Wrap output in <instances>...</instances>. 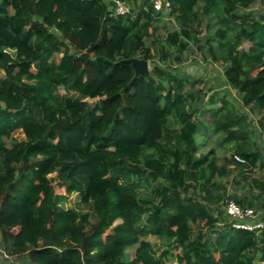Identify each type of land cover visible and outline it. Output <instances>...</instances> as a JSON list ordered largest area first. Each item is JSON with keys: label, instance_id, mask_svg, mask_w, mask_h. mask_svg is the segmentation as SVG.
<instances>
[{"label": "trees", "instance_id": "obj_1", "mask_svg": "<svg viewBox=\"0 0 264 264\" xmlns=\"http://www.w3.org/2000/svg\"><path fill=\"white\" fill-rule=\"evenodd\" d=\"M121 1L123 16L105 0H0V264H264V229H233L220 211L264 210L251 122L155 62L172 50L180 65L195 47L223 65L264 135V8L249 12L260 0H168L167 13ZM127 59L152 69L134 78ZM208 134L233 150L221 164L201 153ZM232 172L250 195L227 194ZM74 193L82 209L65 207ZM148 237L174 247L154 258Z\"/></svg>", "mask_w": 264, "mask_h": 264}, {"label": "rangeland", "instance_id": "obj_2", "mask_svg": "<svg viewBox=\"0 0 264 264\" xmlns=\"http://www.w3.org/2000/svg\"><path fill=\"white\" fill-rule=\"evenodd\" d=\"M263 8H264V0H260L249 10V12L252 13L254 16H256L261 10H263ZM166 22L164 21L163 23L162 22L158 23L160 26L159 33L161 35L164 34L167 28ZM205 33H206V30L204 29L203 34ZM169 53L171 54V57H170V60H171L173 57L172 50H169ZM170 60L164 65H162V63L157 58L155 59V62L160 67L161 66L168 67L171 70V72H173L174 74L182 78H190L194 81H199V84L196 85V89L203 88L204 90H207L208 88H212L216 93H218L219 96H225L226 99L232 103L237 113L244 114L248 117V120L252 124L250 128L254 129L252 141L254 142L256 147L264 151L263 128L257 122V119L254 118L252 115H250L247 109L241 106L237 92L229 88L227 84L225 83L223 79V69H224L223 65L211 63L209 60L205 59V57L200 52L196 51L195 47L190 48L189 51L183 54V57H182L183 62L180 65H176L172 61L170 62ZM148 69H149V72L152 69V66L150 65V63H149ZM2 76H3V73L0 71V77ZM59 93L62 94V90H59ZM86 103L91 106L92 104L95 103V100L87 99ZM202 119L206 122L209 121L208 116H205ZM195 139L201 147L202 154L206 153L210 149H214L216 156L218 158L219 164H221L223 158L225 157L227 158L233 153V150L227 144L219 147L218 146L219 139L216 136L208 134L206 139L204 140L201 139L199 136H196ZM21 140H23V135L20 131L17 130L12 134L11 139H5L4 142L7 148H11V144L13 142H17ZM53 176L54 174L51 177ZM235 176H236L235 172H232L230 173V176H228L226 179H223L221 181L222 184L226 183L227 194L234 195L236 197H240L241 195H250L248 192V185L245 182L237 183ZM254 176L258 177L260 176V173L257 170H255ZM65 207L82 209V204L80 202L79 196L76 193L72 194L69 197ZM220 211L222 212L221 216L223 218V221L225 220L227 222V218L224 215L223 207H221ZM256 212H257V218L259 220L264 221V210H259ZM147 241L152 245L151 251L154 255V258H157L158 255L161 253V251L165 249V247L167 248L169 247L171 250L174 247V242L172 241L167 242V241H164L161 239L159 240L158 238H153V237H148ZM133 253H134V249L127 250V254L129 258L133 257L132 256ZM175 253L176 252L173 251V254ZM1 259H2V252L0 251V261ZM10 260L22 262L23 264L29 263V260L27 259V257L25 258V256L22 258H13ZM167 264H176V260L173 257L171 258V256H169L167 260Z\"/></svg>", "mask_w": 264, "mask_h": 264}, {"label": "built area", "instance_id": "obj_3", "mask_svg": "<svg viewBox=\"0 0 264 264\" xmlns=\"http://www.w3.org/2000/svg\"><path fill=\"white\" fill-rule=\"evenodd\" d=\"M105 1L112 5L115 15L123 16L129 13V7L123 1ZM151 5L155 12L160 13H167L170 7L168 0H152ZM233 159L238 163L244 162L236 155L233 156ZM223 210L227 218V223L233 229L248 232H260L264 229V221L257 218V212L252 208H241L235 202L229 200L224 203Z\"/></svg>", "mask_w": 264, "mask_h": 264}, {"label": "water", "instance_id": "obj_4", "mask_svg": "<svg viewBox=\"0 0 264 264\" xmlns=\"http://www.w3.org/2000/svg\"><path fill=\"white\" fill-rule=\"evenodd\" d=\"M123 63H127L131 66L133 72H134V78L140 77V76H146L149 74V63L145 60L140 59H127L123 60Z\"/></svg>", "mask_w": 264, "mask_h": 264}]
</instances>
